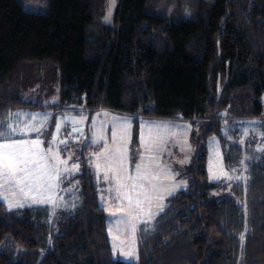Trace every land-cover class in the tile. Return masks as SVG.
Listing matches in <instances>:
<instances>
[{"label":"trees","instance_id":"1","mask_svg":"<svg viewBox=\"0 0 264 264\" xmlns=\"http://www.w3.org/2000/svg\"><path fill=\"white\" fill-rule=\"evenodd\" d=\"M48 2L42 13L0 0V140L15 134L21 109L40 105L28 95L56 89L54 112H127L135 140L142 117L188 120L200 132L187 187L137 229L139 263L113 255L100 183L83 166L63 178L79 187L64 209L8 210L0 198V264H264V149L228 141L221 127L264 118V0H200L177 20L153 14L149 0H118L112 24L102 20L107 0ZM211 135L230 181L208 179Z\"/></svg>","mask_w":264,"mask_h":264},{"label":"rangeland","instance_id":"2","mask_svg":"<svg viewBox=\"0 0 264 264\" xmlns=\"http://www.w3.org/2000/svg\"><path fill=\"white\" fill-rule=\"evenodd\" d=\"M18 1L29 11H49L48 0ZM107 1L102 20L112 24L119 2ZM198 1L149 0L148 8L153 14L177 20L193 17ZM60 98L58 89L43 97L28 95L26 99L40 101V105L21 109V118H15V134L0 140V198L8 210L36 204L64 209L79 197V187L60 182L81 172L83 166L93 167L109 217L113 255L139 263L137 229L140 223L153 222L168 197L187 187L184 172L192 162V133H199V126L177 118L142 117L135 140V123L127 112L90 111L82 106L54 112ZM261 99L264 104V94ZM221 127L228 141L252 138L258 149H264V118L224 120ZM207 148L208 179L230 181L220 138L209 136ZM6 163L11 167H5ZM65 191L70 193L68 201L61 194ZM54 227L57 232L59 224Z\"/></svg>","mask_w":264,"mask_h":264},{"label":"snow or ice","instance_id":"3","mask_svg":"<svg viewBox=\"0 0 264 264\" xmlns=\"http://www.w3.org/2000/svg\"><path fill=\"white\" fill-rule=\"evenodd\" d=\"M5 147H9V146L5 145ZM9 159H10L9 157H5L6 161L9 160ZM5 167H11V164L6 163Z\"/></svg>","mask_w":264,"mask_h":264},{"label":"crops","instance_id":"4","mask_svg":"<svg viewBox=\"0 0 264 264\" xmlns=\"http://www.w3.org/2000/svg\"><path fill=\"white\" fill-rule=\"evenodd\" d=\"M60 183H62V182H60Z\"/></svg>","mask_w":264,"mask_h":264}]
</instances>
